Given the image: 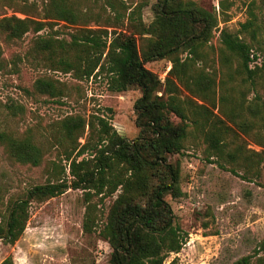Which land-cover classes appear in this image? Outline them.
<instances>
[{
	"label": "trees",
	"instance_id": "obj_1",
	"mask_svg": "<svg viewBox=\"0 0 264 264\" xmlns=\"http://www.w3.org/2000/svg\"><path fill=\"white\" fill-rule=\"evenodd\" d=\"M17 1L0 3L11 5ZM219 6L222 14L228 9L222 1ZM107 7L110 11L105 17H94L100 23L95 29L87 28L89 16L79 12L69 0H49L37 20L0 18V35L7 41L20 39L30 31L37 34L46 28L53 30L60 21L72 26L68 41L55 36H38L35 41L34 49L48 70L73 73L79 80L105 76L111 92L123 93L131 87L141 92L134 104L138 135L131 141L100 116L90 115L88 120L67 117L59 122L67 145L64 157L73 180L57 178L10 198L5 213L0 215V243L11 245L20 238L32 202L45 201L72 188L86 193L94 191L105 198L115 195L100 232L111 248L109 264H165L167 255L178 253L184 244L165 197L175 200L181 195L180 165L169 157L181 153L185 139L190 134H200L212 153L209 157L227 158L240 164L245 172L251 171L254 163L264 162V152L248 155L240 143L225 152L229 138H238L228 123L245 135L257 122L262 123L264 130V100L257 92L260 83L255 80L257 76L263 77L264 97V66L257 65L254 46L240 36L254 27L250 34L255 39L258 27L252 20L235 33L225 27L219 29L217 15L190 0H157L149 25L142 21L139 4L128 13L130 7L122 3L120 8H114L108 2ZM213 32H218L221 44V76L243 75L242 85L249 83L254 92V102L247 106L242 93L235 96L237 86L228 87L221 79L217 93L214 79L193 68L195 64L189 55H201V46L209 42ZM163 59L169 60L171 67L162 83L145 65ZM234 60L236 69L231 71ZM54 82L58 83L39 78L33 87L38 94L63 97V91ZM179 87L202 101H212L218 115L188 97H180ZM170 116L179 121L174 122ZM255 136L260 141L264 139L259 133ZM81 137L83 144L79 143ZM0 144L9 158L20 164L38 166L44 157L30 138L0 133ZM85 154L89 158L77 161ZM255 156L261 160L254 159ZM230 171L236 173L233 168ZM92 213L88 203L83 221V229L88 233L93 228ZM1 264L13 262L6 258ZM170 264H175L174 260ZM233 264H264V256L256 257L254 262L250 256L243 257Z\"/></svg>",
	"mask_w": 264,
	"mask_h": 264
},
{
	"label": "rangeland",
	"instance_id": "obj_2",
	"mask_svg": "<svg viewBox=\"0 0 264 264\" xmlns=\"http://www.w3.org/2000/svg\"><path fill=\"white\" fill-rule=\"evenodd\" d=\"M79 12H86L87 28L95 29L100 24L95 16L105 17L110 9L120 8L121 3L130 7L141 5L142 21L149 25L154 19L153 7L157 0H69ZM198 7L215 13L218 28H227L232 33L242 30L241 25L255 21L258 27L256 38L250 34L254 27L240 35L254 46L258 66H264V0H190ZM228 9L222 14L220 2ZM49 0H19L16 4L0 3V18L15 16L20 19L37 20L47 9ZM85 14V13H84ZM93 17V19H91ZM101 20L99 19V22ZM72 26L64 22L50 30L46 28L34 34L28 32L20 39L7 41L0 35V133L14 138H30L42 150V161L38 166L15 162L0 144V215L10 198L21 196L29 188L47 184L57 178L71 182L69 165L64 157L67 146L62 139L59 122L67 117L88 120L90 115L105 118L116 132L131 141L138 135L135 124L134 104L141 96L137 87L126 92L114 93L108 88L107 77L77 79L73 73L62 74L48 70L35 51L38 36L48 39L55 36L59 40H69ZM221 44L218 32H213L209 42L204 43L201 55L192 58L194 70L214 79L217 93L218 82L223 79L226 86L235 89V96L244 95L246 106L254 102V92L249 83L242 85L243 75L235 73L228 77L218 71ZM186 55H183L185 59ZM236 61L231 71L236 69ZM251 67L253 64L250 65ZM145 67L156 74L163 83L171 64L169 60H157ZM54 82L64 96L51 98L34 90L37 79ZM263 77L257 92L263 97ZM182 98L188 97L207 107L218 115L212 101H202L179 87ZM160 95V93H159ZM262 111V109H261ZM172 117L174 122L179 120ZM248 118H250L248 116ZM236 137L229 138L230 145L225 152L242 144L246 154L264 152V144L255 136L264 137L262 123L257 122L248 134H242L228 123ZM88 128L85 131L87 133ZM86 135V134H85ZM84 143V137L79 139ZM264 146V145H263ZM210 150L200 134H190L184 141V149L169 160L180 165L181 195L175 200L169 196L174 224L184 238L178 253H170L165 264L174 260L175 264H233L243 257L264 256V162L254 159L251 171L245 172L240 164L229 162L227 158L209 157ZM212 154V153H211ZM75 155V154H74ZM89 158L87 154L79 157ZM234 169L236 173L230 170ZM64 169V173H63ZM115 199L86 193L79 189H68L63 194L42 202H32L23 234L14 244L0 243V264L10 258L13 264H109L111 248L101 235L110 205ZM93 208V228L88 233L83 229L87 205Z\"/></svg>",
	"mask_w": 264,
	"mask_h": 264
}]
</instances>
